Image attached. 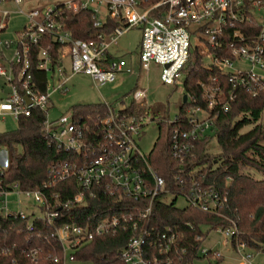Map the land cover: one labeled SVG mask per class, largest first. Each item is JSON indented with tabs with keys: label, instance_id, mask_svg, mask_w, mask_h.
Listing matches in <instances>:
<instances>
[{
	"label": "built area",
	"instance_id": "2783aa9c",
	"mask_svg": "<svg viewBox=\"0 0 264 264\" xmlns=\"http://www.w3.org/2000/svg\"><path fill=\"white\" fill-rule=\"evenodd\" d=\"M3 1L0 0V4ZM12 1L26 14L27 22L15 41H4L7 46L16 43L17 50L8 65L0 60V76H4L9 85L8 95L0 101V118L11 114L18 119L21 114H30L31 106L46 109L45 136L58 147L74 153L72 159L53 162L48 178L33 188H22L17 181L5 185L4 169L0 170V200L11 192L25 193L42 210L39 215L35 210L30 213L3 206L0 216L28 219L30 229H34L35 219L42 218L52 230L54 245L60 247L58 251L57 246L50 248L46 254L53 264H174L177 253L186 251L181 244L184 231L179 224H160L153 219L154 202L157 199L172 202L182 196L187 203L185 206L217 214L225 205L226 195L213 184L200 181L195 175L196 166L191 168L189 164L196 158L195 140L214 121L215 114L210 108L220 103L218 96L223 92L222 85L200 83L207 107L192 104L183 113L178 109L164 118L172 123L168 134L170 159L183 165L179 169L183 176L177 177L174 187H169L164 176L150 164L148 152L137 142L143 125L156 120L146 114L134 117L108 102H105L108 111L98 114L92 124L72 110L51 119L48 104L52 91L63 87L65 81L53 90L49 83L45 91L35 89L28 70L30 46L45 35L53 36L65 43L72 72L90 74L94 85L100 86L113 81L120 71L132 70L123 57H108L107 50L124 30L139 25L142 28L139 51L142 67L147 69L152 61L159 63L163 82L173 83L181 75L180 69L189 57V47L195 37L202 44L205 39L210 46L218 47L219 56L208 51L207 57L227 74L235 87L239 85L255 93L254 82L264 85V0H155L149 4H143L146 0H57L27 9L21 6L25 0ZM62 6L94 10L93 24L100 28L109 18L119 23L109 32L100 31L96 38L76 37L62 20ZM103 6L106 7L104 14ZM9 13L7 8L1 9L0 29L5 28ZM238 23L247 26V34ZM192 25L200 26L199 31L194 32ZM49 49L50 46L41 48L39 66L47 73L57 68L63 77L62 67L52 63ZM19 63L21 66L16 74L15 64ZM146 96V88L133 91L134 103L149 105ZM232 98L231 91L228 99ZM187 99L195 100L188 93ZM221 102L222 108L227 110L228 100ZM73 176L79 188L72 197L63 200L62 192L55 191L54 187ZM104 198L107 199L104 208L95 207L96 210L89 213L80 210ZM119 228L130 229V235L124 245L115 249L111 259L76 257V251L95 236L116 232ZM216 229L225 236L224 242L227 237L236 236L234 244L241 254V264H254L252 253L241 252L248 247L238 237L236 225ZM195 239L202 241L204 236L196 233ZM42 249V245L29 249L35 263ZM197 250L203 256H220V252L211 247L199 245ZM10 251L9 245L0 244V255H8Z\"/></svg>",
	"mask_w": 264,
	"mask_h": 264
},
{
	"label": "trees",
	"instance_id": "16d2710c",
	"mask_svg": "<svg viewBox=\"0 0 264 264\" xmlns=\"http://www.w3.org/2000/svg\"><path fill=\"white\" fill-rule=\"evenodd\" d=\"M152 1L155 0H146L143 4ZM61 8L62 20L76 37L96 38L100 31L109 32L119 23L109 18L100 28L93 24L94 10H74L65 6ZM237 26L244 34L248 33L247 26L241 23ZM192 28L195 32L199 31L200 26L192 25ZM3 30L0 29V34ZM203 40L201 46L191 42L189 57L180 69L185 92L194 96L195 100H181L179 112L183 113L192 104L207 107L200 83L222 85L223 92L218 96L220 103L210 108V112L215 114L214 121L195 140L196 158L189 164L191 168L196 166L195 175L200 181L213 184L221 194L226 195V203L217 214L204 212L193 206L179 207L174 201L157 199L154 202L153 219L160 224H179L184 231L185 238L181 244L186 247V251L177 253L174 264H193L195 258L202 257L197 250L201 241L195 239L196 233L206 234L202 231V226L216 229L236 225L238 237L246 242L248 248L264 252V85L254 82L255 93L239 85L235 87L228 80L227 74L207 57L208 51L219 56L218 47L210 46L207 40ZM48 46L52 63L59 64L65 43L57 41L51 35H45L30 46L31 64L28 70L33 76L34 88L39 91L46 90L50 79L45 69L39 66L40 50ZM20 66V63L15 64L16 74ZM231 91L233 98L229 100ZM221 100H228L227 110L222 108ZM71 108L76 116L89 120L91 124L98 114L104 115L109 109L105 102L74 104ZM148 108L150 109L149 105L146 107L132 101L121 110L137 117L139 114H146ZM31 110L30 114H21L17 119L16 129L0 132V147L7 145L9 148L8 165L4 168L3 176L5 185L17 181L22 188L37 187L48 178V169L53 162L57 159H72L73 151L58 147L45 136L47 110L39 106H31ZM156 113V110L152 111L151 117L156 120L159 132L153 148L147 153L148 160L164 176L167 185L174 187L177 177L183 176L179 170L183 165L171 160L168 153V134L172 126V123L164 120L168 114ZM78 188L73 176L59 181L54 190L62 192L61 197L65 200L72 197ZM106 202L107 199L104 198L91 202L80 210L89 213L96 210L95 207L104 208ZM33 227L34 229L28 227V219L0 216V244L11 248L8 255H0V264H53L46 257L48 250L57 246L51 236L52 230L42 218L35 219ZM129 235L130 229L119 228L116 232L109 231L95 236L91 242L76 251V257L82 260L111 259L115 249L124 245ZM235 237L231 238L232 245ZM35 245L43 246L37 263L31 260L29 254V249ZM57 248V251L60 250L59 246Z\"/></svg>",
	"mask_w": 264,
	"mask_h": 264
},
{
	"label": "rangeland",
	"instance_id": "374dc122",
	"mask_svg": "<svg viewBox=\"0 0 264 264\" xmlns=\"http://www.w3.org/2000/svg\"><path fill=\"white\" fill-rule=\"evenodd\" d=\"M55 2L57 0H25L21 5L25 9L30 6L34 7L41 3ZM3 8L10 10V14L6 17L7 29L1 31L0 39L1 45L0 60L4 61L7 65L14 58L17 44L12 42L11 46L4 44L5 40L15 41L18 38V33L24 28L27 22L26 16L23 12L18 10L12 0L3 1L0 4V11ZM141 26L137 25L124 30L118 39L115 46V53L123 56L127 62V66L131 67L132 71H120L113 81L106 82L103 85H94L93 79L90 74L75 73L73 77L66 82L63 87L53 90V87L62 82V78H57L54 73H50L51 90L53 93L50 97L48 104V115L51 119L58 118L62 114L71 112L72 105L74 104H87V103H104L108 102L115 109H121L133 101V91L137 88H146V99L150 106L147 109L146 115L151 116V112L156 110V114L171 116L172 113L179 109L182 96L185 93V86H183V76L180 75L175 78L173 83H165L161 80V65L152 61L147 69L142 67L140 61L139 42L141 40ZM192 43L202 45L200 39L193 37ZM70 57L65 58V66H70ZM237 63V61H236ZM235 63V64H236ZM243 66H246L243 64ZM69 69V68H68ZM67 69V71H68ZM71 71V70H70ZM68 71V73H70ZM6 78L0 76V101L6 97L5 92L8 91V83ZM146 106V105H145ZM147 107V106H146ZM151 111V112H150ZM18 120L11 114L5 115L0 118V132L5 130L16 129ZM140 135L137 137L141 149L144 152H150L157 139L159 132L158 124L150 122L143 125ZM213 144V141L210 142ZM9 159V148L7 145L0 147V170L6 168ZM215 165V164H214ZM34 199L27 196L25 193H8L0 200V208L8 206L13 210H27L32 213L35 210L36 214L42 212L38 205H34ZM175 205L184 207L187 203L182 196H177L174 200ZM202 231L206 234L203 235L204 239L201 241V248L211 247L212 249L220 252L221 258L215 256H203L195 258L193 264H241V254L236 251L235 244L232 245L231 237H227V242H224L225 236L218 229H208L207 226H202ZM243 254L250 252L253 254L252 260L254 264H264V252L254 251L250 248H244L241 251Z\"/></svg>",
	"mask_w": 264,
	"mask_h": 264
},
{
	"label": "crops",
	"instance_id": "0c3cea01",
	"mask_svg": "<svg viewBox=\"0 0 264 264\" xmlns=\"http://www.w3.org/2000/svg\"><path fill=\"white\" fill-rule=\"evenodd\" d=\"M4 1H8V0H4ZM2 3V2H1ZM31 7V6H30ZM9 10V9H8ZM21 12V11H20ZM0 13H1V11H0ZM104 13H106V7H104L103 6V14ZM10 14V13H9ZM23 14H24V16H26V14L23 12ZM26 19H27V16H26ZM25 25V24H24ZM23 25V26H24ZM4 30L5 29H7V22H6V26H5V28H3ZM141 31H142V29H141ZM141 34H142V32H141ZM141 37V36H140ZM1 38V37H0ZM142 38V37H141ZM119 39V38H118ZM117 43H118V40H117V42L116 43H111L110 44V46H109V48H108V50H107V55H108V57H110V58H119V57H123V56H121V55H117L116 53H115V50H116V48H115V46L117 45ZM140 43H141V40H140V42H139V51H140ZM0 53H2L1 51H0ZM139 53V52H138ZM1 56V55H0ZM70 57L69 55H68V53H67V48H65L64 47V49H63V51H62V56H61V62L59 63V65L62 67V69H63V77L64 78H62V80L63 81H65V83L66 82H68L70 79H71V77H73V74H75V73H73L72 72V69H71V60H70V66L67 68L66 66H65V58L66 57ZM67 69H68V71H70V73H68V71H67ZM132 71V70H131ZM52 73V72H51ZM53 73H54V76L56 75V77L57 78H61L62 76L61 75H59L58 74V71H57V68H55V70H53ZM79 73V72H78ZM50 73H48V76H50L49 75ZM87 74V73H86ZM6 82V81H5ZM6 84H7V82H6ZM49 84L51 85V82H50V79H49ZM9 86V85H8ZM9 88V87H8ZM9 90V89H8ZM54 90H56V89H54ZM8 91H6L5 92V95L7 96L8 94ZM52 93H53V91H52ZM52 95V94H51Z\"/></svg>",
	"mask_w": 264,
	"mask_h": 264
},
{
	"label": "water",
	"instance_id": "95a60500",
	"mask_svg": "<svg viewBox=\"0 0 264 264\" xmlns=\"http://www.w3.org/2000/svg\"><path fill=\"white\" fill-rule=\"evenodd\" d=\"M27 99H28V102L31 103V99H30L29 97H27ZM186 99H187V93L185 92V93L183 94V96H182V101L185 102Z\"/></svg>",
	"mask_w": 264,
	"mask_h": 264
}]
</instances>
